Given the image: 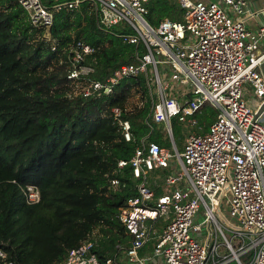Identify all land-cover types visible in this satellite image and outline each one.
<instances>
[{
	"label": "built area",
	"instance_id": "1",
	"mask_svg": "<svg viewBox=\"0 0 264 264\" xmlns=\"http://www.w3.org/2000/svg\"><path fill=\"white\" fill-rule=\"evenodd\" d=\"M47 1L17 0L46 39L55 13L79 9L84 2L101 30L130 31L117 37L135 47L134 63L117 67L101 83L91 77L94 68L84 64L93 49L78 41L68 54L67 79L74 94L98 97L109 95L122 80L142 76L151 117L166 125L179 163L174 170L172 152L142 138L131 159L117 164H129L137 181L136 197L119 214L128 246L100 261L92 243H84L60 264H244L242 255L245 264H264V112L255 117L264 103V22L257 29L246 26L248 19L264 17V0L256 11L248 10L251 0H177L182 19L164 18L157 26L145 18L151 0ZM206 106L215 116L204 130L197 117ZM111 113L130 141L129 122L119 120L117 107ZM173 119L193 129L181 152L172 136ZM163 170L168 173L156 196L148 176ZM23 192L28 204L39 201L36 187L27 185ZM224 198L229 220L220 211ZM149 244L151 254H140ZM221 246L227 253L220 252ZM0 264H15L2 249Z\"/></svg>",
	"mask_w": 264,
	"mask_h": 264
},
{
	"label": "trees",
	"instance_id": "2",
	"mask_svg": "<svg viewBox=\"0 0 264 264\" xmlns=\"http://www.w3.org/2000/svg\"><path fill=\"white\" fill-rule=\"evenodd\" d=\"M147 8L151 26L182 19L177 0H151ZM120 32L130 31L101 30L84 2L55 13L46 39L17 0H0V249L15 264H60L84 243H92L103 261L129 244L119 214L136 197L137 181L129 164H117L128 162L144 137L169 143L151 117L142 76L98 97L74 94L67 79L68 54L78 41L93 49L84 64L101 83L117 67L134 63L135 47L117 37ZM114 107L130 124V141ZM211 110L206 106L202 116ZM27 185L38 189L37 203L26 202Z\"/></svg>",
	"mask_w": 264,
	"mask_h": 264
},
{
	"label": "rangeland",
	"instance_id": "3",
	"mask_svg": "<svg viewBox=\"0 0 264 264\" xmlns=\"http://www.w3.org/2000/svg\"><path fill=\"white\" fill-rule=\"evenodd\" d=\"M222 5V4H221ZM223 6V5H222ZM233 19H236V17H233ZM245 98L250 101L251 99L248 96H245ZM131 102H137L136 101V97H133L131 99ZM204 112V109H203ZM211 113H213L215 115L214 110L209 111ZM206 113L204 116L200 115L197 117L198 120V128L199 126L202 127V129L205 130L206 126L208 125L207 123V118L209 117V120H211L212 117H214V115H212V117H210V113ZM196 128V127H194ZM172 135H173V139L176 145V148L179 152H181L183 150V144H184V138L185 136L191 132V128H189L187 125L185 124H181L175 121V119L172 120ZM165 135H169V133L166 131L165 129ZM170 150V152H172V154L174 155V157L171 159V163L173 164V169L177 170L179 167V163L178 160L176 158L175 155V150H174V146L172 144H170L168 147H166ZM151 173L149 174L148 178L150 177ZM163 174L158 172L157 173H152L151 177L149 178V182H153L155 183L156 186L160 185V180L162 179ZM220 211L223 215L224 218H227L228 220L231 219L230 215H229V203L228 200L226 198H224L221 202V206H220ZM204 218V210L202 207H200L199 213H198V220L201 221ZM217 242L221 244L222 242V238L220 236L217 237ZM220 252L221 253H227V251H225V248H223V246L220 247ZM230 257V256H229ZM240 260L245 264L246 263V256L242 255L240 256ZM228 264H237L236 261L234 260H230L228 262Z\"/></svg>",
	"mask_w": 264,
	"mask_h": 264
},
{
	"label": "crops",
	"instance_id": "4",
	"mask_svg": "<svg viewBox=\"0 0 264 264\" xmlns=\"http://www.w3.org/2000/svg\"><path fill=\"white\" fill-rule=\"evenodd\" d=\"M260 7H261L260 0H251L250 3H249V6H248V10H249V11H256V10L259 9ZM263 22H264V17H262L261 15H259V16H257V17L255 16L254 18L248 19V20L246 21V26L248 27V29H257V27L260 26V24L263 23ZM204 109H205V108H204ZM201 115H203V113H202ZM213 115H214V114H213ZM214 116H215V115H214ZM211 117H212V116H211ZM213 118H214V117H212L211 120H209V122H208L207 124H209V123L213 120ZM156 125H157V127H158V130H159L160 134L162 135V136H161L162 140H166V141L169 143V145H170V144H171L170 137H169L168 135H165L166 125L163 124V123H156ZM170 126H171V129H172V120H171V122H170ZM206 128H207V126H206ZM206 128H205V129H206ZM171 131H172V130H171ZM151 132H152V134L155 133L154 130H152ZM172 136H173V135H172ZM173 140H174V139H173ZM174 143H175V142H174ZM175 146H176V145H175ZM162 147H164V146H162ZM164 148H166V147H164ZM167 149H168V148H167ZM164 171H165V173H164ZM158 172L162 173V174H163V177L168 173L167 170L158 171ZM154 173H157V172H154ZM151 175H152V173H151ZM151 175H150V177H151ZM150 177H149V178H150ZM163 177H162V179H159L161 183H162V181H163ZM161 183H160L159 186H156L155 183L150 182V184H151V186H152V188H153L154 193H155L156 196L159 195V194L162 192ZM151 249H152V247H151V245L149 244V245L144 249L145 252H143V254H144V255H149V254H151Z\"/></svg>",
	"mask_w": 264,
	"mask_h": 264
},
{
	"label": "water",
	"instance_id": "5",
	"mask_svg": "<svg viewBox=\"0 0 264 264\" xmlns=\"http://www.w3.org/2000/svg\"><path fill=\"white\" fill-rule=\"evenodd\" d=\"M261 70H262V73H264V63L261 65ZM263 112H264V103H263V105H261V106L258 108V110H257V112H256V114H255V117L260 116Z\"/></svg>",
	"mask_w": 264,
	"mask_h": 264
}]
</instances>
